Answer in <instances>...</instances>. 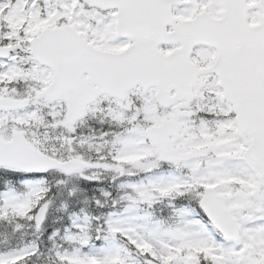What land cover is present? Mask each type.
Listing matches in <instances>:
<instances>
[{
    "label": "snow or ice",
    "instance_id": "1",
    "mask_svg": "<svg viewBox=\"0 0 264 264\" xmlns=\"http://www.w3.org/2000/svg\"><path fill=\"white\" fill-rule=\"evenodd\" d=\"M0 264H264V0H0Z\"/></svg>",
    "mask_w": 264,
    "mask_h": 264
}]
</instances>
